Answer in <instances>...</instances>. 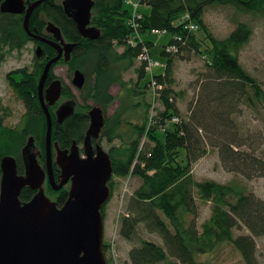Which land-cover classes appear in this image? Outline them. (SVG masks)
<instances>
[{"label":"trees","instance_id":"obj_1","mask_svg":"<svg viewBox=\"0 0 264 264\" xmlns=\"http://www.w3.org/2000/svg\"><path fill=\"white\" fill-rule=\"evenodd\" d=\"M95 1L92 24L101 29L99 38H83L74 20L66 14L61 0H45L39 4L33 10L29 23L31 30L45 34V26L51 20L68 40L77 43L69 64L81 69L91 68L94 79L91 85L88 84L84 97L102 103L105 111L114 100L110 91L112 84L123 82L122 73L114 65L123 61V70L129 69L135 64L142 45L147 44L151 48L154 44L147 38L136 40V45H131L129 41L135 38L136 32L148 35L154 28L166 30V33H173V38L166 45L177 46V50L168 51L164 45L162 53L167 56L164 72L154 74L156 82L162 85L157 96L165 107L159 115L161 118L147 131L146 124L139 127V137L127 146H113L109 150L114 168L109 182L112 193L114 177L132 175L141 180L140 186L127 200L126 212L119 226L120 236L131 242L142 225L162 238V244L142 239L139 245L132 246L126 264H201L196 256L198 252L210 251L225 241L240 251L246 264H259L256 237L264 236V199L254 192H244L235 183L195 180L191 170L212 145L219 149L226 170L247 178L264 176V156L243 147L244 143L237 140L238 130L233 117L238 112V104L264 105L261 82L244 68L239 59V50L250 40L253 29L248 23L239 22L227 37L218 38L203 18L207 7L214 4L232 6L243 13L264 15V0H140V4L148 5L151 11L142 12L140 26L136 28L129 23L132 12L126 8L125 0ZM186 14L198 25L197 30L184 28L181 19ZM199 31L204 33L203 38L198 36ZM179 36L182 40L177 38ZM29 41L36 39L25 31L23 15L0 10V63L8 53L21 50ZM117 45L125 47L122 53L117 50ZM42 46L44 56L39 58L35 54L32 70L22 68L8 74L9 83L26 107L24 127L10 128L0 118V165L4 155H15L20 173L24 172L21 149L28 136L34 135L36 142L45 149L47 121L40 104L38 83L46 60L55 55L56 49L47 43ZM191 51L206 58L209 74L201 102L192 108L187 118H180L179 108L172 100V54L182 55ZM54 66L47 81L54 76ZM137 71L141 81L147 75L146 63L143 62ZM148 83L151 87V81ZM66 89L71 93L70 88ZM175 117L178 121L174 122ZM166 121H173L172 127L160 130ZM88 125L87 111L79 109L64 125L53 127L52 139L61 148L71 147L74 140L84 138ZM145 133L148 141L141 146ZM104 136L109 141L114 138L107 125L101 137ZM181 151L185 154L179 160ZM49 189L52 188L49 186ZM195 189L202 200L212 202V214L201 229L197 224L199 210ZM55 193L58 205L62 206L68 198V187ZM34 194L35 190L25 187L20 197L23 201L30 200ZM188 214L193 217L188 218ZM242 227L249 233L236 236L235 229ZM107 247L104 242L105 255ZM107 260L112 264L109 258Z\"/></svg>","mask_w":264,"mask_h":264},{"label":"rangeland","instance_id":"obj_2","mask_svg":"<svg viewBox=\"0 0 264 264\" xmlns=\"http://www.w3.org/2000/svg\"><path fill=\"white\" fill-rule=\"evenodd\" d=\"M125 6L131 11L134 9L130 3L125 2ZM136 7L143 13L151 11V8L146 4H138ZM203 18L209 30L218 38L227 37L239 22H246L252 27L253 34L250 40L240 48L239 59L244 68L260 81L264 88V15L243 13L232 6L214 4L207 7ZM141 35L143 39L150 38L154 42L150 49L152 57L161 62V66L154 68V73L164 72L167 56L162 53V50L164 45L173 38V33L167 32L157 35L151 33L144 35L142 33ZM198 36L203 38L204 33L199 31ZM36 48L34 41H29L21 50L8 53L5 60L0 63V118L10 128L21 129L24 127L26 107L14 87L9 83L8 74L22 68L32 70L36 61ZM124 48V46L117 45L119 53H122ZM183 54H172L173 74L171 77L173 81L171 84L174 89L172 100L174 99L179 108L178 115L180 118H187L191 110L193 111L202 100L209 70L205 57L193 51ZM141 64V61L136 58L135 64L129 69L123 70L125 66L123 61L114 65L122 73L123 82L112 84L110 90L114 100L106 108V125L114 138L109 141L107 136H104L100 140L101 145L107 151L113 146H127L139 137V127L146 124L147 131L152 124L161 118L159 115L165 109L161 99L155 97L152 85L149 86L148 82L151 81L152 74L148 72L141 81L138 79L137 69ZM82 71L85 73L88 84L91 85L94 79L91 68L88 67ZM53 73L55 79H61L70 88L71 93H73L72 99L77 101L78 109L87 111L92 105H95L96 101L93 98L87 100L78 87L74 85L72 81L73 70L68 63L59 61L55 65ZM19 76L21 74H18ZM64 99L65 96L62 95L59 100L60 103ZM263 106L261 103H256L253 106L238 104V112L233 115L238 130L237 140L244 143L243 147L256 151L261 156H264ZM173 121H178V118H173ZM173 121L164 122L160 130H164V127H172ZM147 141L148 135L145 133L141 139V146ZM36 144L37 150L42 153L40 161L44 165L46 149L40 147L39 142ZM208 148L207 154L192 166L191 172L195 180L211 179L220 183H235L244 192H254L264 199V176L247 178L242 174L226 170L222 165L219 149L212 145ZM184 154V151L180 152L179 160L184 157ZM54 176L56 178V174ZM114 179V190L103 214L104 242L108 244L107 259L109 258L112 264H126L132 246L139 245L142 239L154 240L162 244V238L156 233H150L142 225L133 241L129 242L120 236L119 226L122 216L126 212L127 200L140 186L141 180L132 175L114 177ZM44 187L48 196L55 200L57 194L55 192L57 191L49 189L48 181ZM194 195L199 210L197 224L201 229L202 224L212 214V202L202 200L197 189H195ZM187 216L188 218L193 217L192 214ZM248 233L249 230L245 227L235 229L236 236ZM256 241L258 262L264 264V236L256 237ZM196 256L201 264H246L240 251L227 241L218 244L210 251H200ZM178 264L181 263L178 262Z\"/></svg>","mask_w":264,"mask_h":264},{"label":"water","instance_id":"obj_3","mask_svg":"<svg viewBox=\"0 0 264 264\" xmlns=\"http://www.w3.org/2000/svg\"><path fill=\"white\" fill-rule=\"evenodd\" d=\"M45 0H0V10L23 14V26L29 36L48 43L57 49L42 71L38 83L40 103L47 118L46 165L40 161L36 138L30 135L21 149L24 172L18 169V159L7 154L1 159L0 179V264H108L104 251L103 207L108 203L112 189L109 182L114 174L113 160L100 142L106 111L102 103L89 110V125L85 133V155L76 141L71 149H62L52 140L53 120L49 106L62 97L63 84L59 78L46 86L52 66L62 56L72 59L77 43L68 40L61 28L49 20L45 34L30 28L33 10ZM95 0H61L66 14L76 23L83 38L96 39L101 29L92 24ZM36 56H44V48H36ZM74 84L83 87L85 75L76 69ZM77 110L75 99L64 100L56 111L59 122ZM97 140L92 147V139ZM53 147L56 150L53 158ZM60 168L59 178L54 176L53 162ZM59 190L69 184L68 198L62 206L46 193V182ZM25 187L35 190L30 200L20 197Z\"/></svg>","mask_w":264,"mask_h":264},{"label":"built area","instance_id":"obj_4","mask_svg":"<svg viewBox=\"0 0 264 264\" xmlns=\"http://www.w3.org/2000/svg\"><path fill=\"white\" fill-rule=\"evenodd\" d=\"M140 0H126L127 3H130L133 5L134 9H132V18L129 20V23L130 25H132L133 28H136V27H139L140 26V23H139V19H141L142 17V13L137 10V5L140 4L139 2ZM181 23L184 24V28L187 29L188 31H194V30H197L198 29V25L193 22L190 18H189V15L186 14L185 16H183V18L181 19ZM151 34H160V33H166V30H161V29H157V28H154V29H151ZM136 36L134 39H130L129 43L131 45H136V40L138 41H143V37L141 35V33L139 32H136ZM179 40H182V37L179 36L177 37ZM151 48L147 45V44H143L142 45V48H141V51L138 55V59L143 63L145 62L146 63V70L147 72L151 73L152 74V79H151V84H152V89L155 93V97L158 96V90L162 89V85L161 84H158L155 80V76H154V68H156L157 66H161V62L154 59L152 57V54H151ZM166 49L168 51H175L177 50V46L175 44L173 45H168L166 47Z\"/></svg>","mask_w":264,"mask_h":264},{"label":"flooded vegetation","instance_id":"obj_5","mask_svg":"<svg viewBox=\"0 0 264 264\" xmlns=\"http://www.w3.org/2000/svg\"><path fill=\"white\" fill-rule=\"evenodd\" d=\"M30 1H34V0H30ZM33 13V12H32ZM21 15H23V14H21ZM23 18H24V15H23ZM30 24V23H29ZM33 31V30H32ZM35 32V31H34ZM31 37V36H30ZM47 37L48 38H53L51 35H47ZM33 38V37H32ZM35 39V38H34ZM34 43H35V45L36 46H39V45H41L42 46V44L43 43H45V42H42V41H40V40H36V41H34ZM48 44V43H47ZM50 45V44H49ZM52 46V45H51ZM53 47V46H52ZM55 48V47H54ZM56 49V48H55ZM57 54V49H56V53H55V55ZM54 55V56H55ZM72 55H73V53H72ZM53 57V56H52ZM51 57V58H52ZM72 58H73V56H72ZM49 59H47L46 60V62L48 61ZM64 61V56H62L61 57V59L59 60V61ZM58 61V62H59ZM46 62H45V64H46ZM66 62V61H65ZM66 63H68L69 64V62H66ZM57 64V62L54 64V65H56ZM70 65V64H69ZM45 66V65H44ZM53 67V66H52ZM55 67V66H54ZM70 67L72 68V70H73V75H72V81H73V79H74V75H75V71H76V69H81L79 66H76V65H74V66H72V65H70ZM52 69V68H51ZM82 70V69H81ZM84 75H85V73H84ZM55 79V76H53L52 78H50L49 79V81H46V86H48L49 85V83L51 82V81H53ZM48 80V79H47ZM73 83H74V81H73ZM62 84H63V91H62V95H64L65 96V99L64 100H69V99H72V95H73V93H69L68 91H67V89H66V87H68L67 85H66V83H64L63 81H62ZM76 87H78L76 84H74ZM87 86H88V82H87V80H86V76H85V83H84V85H83V87H78V89L81 91V94L83 95V96H85V94L87 93ZM69 88V87H68ZM72 94V95H71ZM66 97H68V98H66ZM89 99V98H88ZM87 99V100H88ZM62 103H64V101L63 102H61L60 103V101H58L56 104H54V105H51V106H49V109H50V112H51V114H52V120H53V127H55V126H57V125H64L65 123H66V121L70 118V117H72V116H70V117H68L67 119H65L63 122H59L58 121V118H57V114H56V111L58 110V108H59V106H61V104ZM41 104V103H40ZM96 104V103H95ZM93 106V105H92ZM91 106V107H92ZM42 107V106H41ZM43 109V108H42ZM77 110H79L78 108H77ZM76 110V111H77ZM43 111H44V109H43ZM44 114H45V112H44ZM46 116V115H45ZM107 119V118H106ZM46 121H47V118H46ZM107 121V120H106ZM105 125H106V123H105ZM105 125H104V127H105ZM53 130V129H52ZM86 133V132H85ZM84 138H85V134H84ZM84 138L82 139V140H79V141H77V140H74V141H76V143L78 144V147H79V149H80V152H81V154L82 155H85V145H84ZM102 139V137L100 138V140ZM53 140V139H52ZM73 141V142H74ZM53 142H57V141H55V140H53ZM92 147H95L96 146V143H97V140L95 139V138H93L92 139ZM72 145H73V143H72ZM72 145H71V147H72ZM71 147H68V148H62V149H71ZM45 149H46V144H45ZM55 155H56V150H55V148L53 147V158H55ZM45 161H44V166L46 165V153H45ZM53 168H54V174H56V178L58 179L59 178V175H60V168H59V166H58V164L54 161L53 162ZM70 185V184H69ZM69 185L68 186H64V187H68V190H69ZM49 186L53 189V187L49 184ZM64 187H62L61 189H59V190H55V191H60V190H62ZM54 190V189H53ZM56 200V199H55Z\"/></svg>","mask_w":264,"mask_h":264},{"label":"crops","instance_id":"obj_6","mask_svg":"<svg viewBox=\"0 0 264 264\" xmlns=\"http://www.w3.org/2000/svg\"><path fill=\"white\" fill-rule=\"evenodd\" d=\"M148 13H149V11H148Z\"/></svg>","mask_w":264,"mask_h":264}]
</instances>
